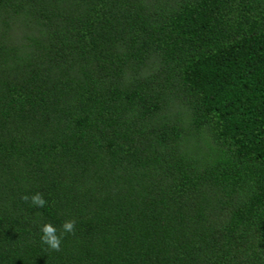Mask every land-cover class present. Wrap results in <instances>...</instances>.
Returning a JSON list of instances; mask_svg holds the SVG:
<instances>
[{"label": "trees", "instance_id": "16d2710c", "mask_svg": "<svg viewBox=\"0 0 264 264\" xmlns=\"http://www.w3.org/2000/svg\"><path fill=\"white\" fill-rule=\"evenodd\" d=\"M0 264H264V0H0Z\"/></svg>", "mask_w": 264, "mask_h": 264}, {"label": "clouds", "instance_id": "9594fccd", "mask_svg": "<svg viewBox=\"0 0 264 264\" xmlns=\"http://www.w3.org/2000/svg\"><path fill=\"white\" fill-rule=\"evenodd\" d=\"M25 201H31V203L36 207H44L47 203L46 200L43 198L42 193H36L33 196L29 197L27 195H24L22 197ZM40 232H41V242L48 246L50 250L53 251H60L61 250V243L62 239L65 234L75 232V221L74 220H66L61 225V231L59 235L57 234V228L51 223L46 222L41 224L40 226Z\"/></svg>", "mask_w": 264, "mask_h": 264}]
</instances>
